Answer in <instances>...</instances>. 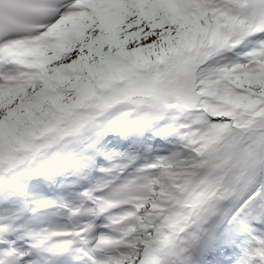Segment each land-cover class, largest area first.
<instances>
[{
	"label": "snow or ice",
	"instance_id": "snow-or-ice-1",
	"mask_svg": "<svg viewBox=\"0 0 264 264\" xmlns=\"http://www.w3.org/2000/svg\"><path fill=\"white\" fill-rule=\"evenodd\" d=\"M0 264H264V0H0Z\"/></svg>",
	"mask_w": 264,
	"mask_h": 264
}]
</instances>
